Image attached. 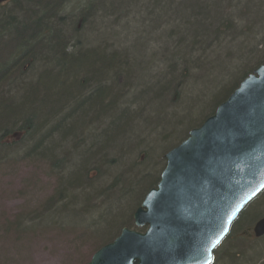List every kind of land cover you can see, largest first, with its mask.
Wrapping results in <instances>:
<instances>
[{
	"label": "trees",
	"instance_id": "1",
	"mask_svg": "<svg viewBox=\"0 0 264 264\" xmlns=\"http://www.w3.org/2000/svg\"><path fill=\"white\" fill-rule=\"evenodd\" d=\"M73 1L79 0H8L0 5V166L7 162L12 167L43 164L55 181L52 194L30 215L38 227L33 225L29 229L66 226V219H69V225L82 226L92 236L105 231L106 234L97 237L103 243L101 247L111 242L122 227L134 229L132 210L159 181L164 154L184 140L190 129L212 115L254 68L264 64V37L256 43L235 42V56L231 55L230 61L220 62L218 68L210 66L212 74L200 79L204 69L200 63L211 42L237 40L235 38L240 36L243 39L245 31L249 32V39L253 38L247 28L236 29L235 11H239L240 20L251 10L250 2L244 0L245 3L239 5V1L224 0L220 4L216 0L213 11L192 4L181 20L173 11V0H157L151 15L160 16L155 20L160 30L155 29L154 36H146L150 29L146 33L143 31L149 22H144L143 16L147 13L139 14L140 23L133 31L144 38L140 47L145 49L147 40L151 41L164 31V26H171L168 31L172 34H168L167 39H173L174 46L186 44L185 38L173 34L177 24L170 23L171 14L181 28L188 29L186 32L192 43L188 51L197 56L189 59L178 51L165 60L161 54L162 64L166 62L164 73L170 72V76L157 75L151 80L153 84L138 82L135 60L127 52L107 42L85 46L82 40L67 35L65 30L75 31L80 23L81 32L86 24L95 22L98 9L103 16L109 15L115 17L116 22H122L130 12L144 9L147 3L114 0V6L110 4L100 9L105 0H87L85 4H77L78 16H73L66 12ZM139 1L143 3L141 6H138ZM165 5L170 9L166 13L162 9ZM234 30L242 35L238 36ZM205 32L209 36L208 41L203 42ZM224 56L221 55V61ZM251 60L255 63L246 68ZM195 69L201 73L199 78L190 75ZM184 89L190 92L187 96L182 94ZM196 101L204 107L197 118L185 110L186 103L190 108H199ZM145 106L152 118L137 122L140 127L142 124L148 126L150 134L160 141V145L152 142L153 148H147L146 143L136 137V132L142 128L133 125ZM197 120L201 122L195 125ZM186 123L187 128L184 127ZM133 128L137 131L131 136ZM139 150L142 151L138 153ZM125 162H130L126 168ZM258 196L255 198L257 204L248 205L232 224L230 233L234 232L233 236L224 239L234 240L222 257L225 264L253 263L260 256H246L247 249L255 247L247 245L251 243L247 240L250 228L257 219L264 217V191ZM119 216L123 218L113 232L110 227ZM25 217L15 218L0 231L26 228ZM116 231L117 235L111 239ZM261 241L264 238L255 244ZM246 257L247 260H243Z\"/></svg>",
	"mask_w": 264,
	"mask_h": 264
},
{
	"label": "water",
	"instance_id": "2",
	"mask_svg": "<svg viewBox=\"0 0 264 264\" xmlns=\"http://www.w3.org/2000/svg\"><path fill=\"white\" fill-rule=\"evenodd\" d=\"M7 0H0V5ZM132 220L86 264H210L241 211L264 190V65L187 138ZM253 236H264V218Z\"/></svg>",
	"mask_w": 264,
	"mask_h": 264
},
{
	"label": "rangeland",
	"instance_id": "3",
	"mask_svg": "<svg viewBox=\"0 0 264 264\" xmlns=\"http://www.w3.org/2000/svg\"><path fill=\"white\" fill-rule=\"evenodd\" d=\"M189 1L191 2V4L195 5V7H198L197 5H199L202 9L208 8L209 11H213L214 6H217L216 4L218 0H194V2H192L191 0H173V3H175L173 11L174 13L176 12V14H178L177 18L181 17V20H183V17L187 16V11H190L189 9H186L188 7ZM205 1L207 4L205 3ZM223 1L224 0H219L220 4ZM233 1H237L236 3H238L239 1V5H243L245 2H250L249 7L251 8V10H249V12L247 11V13H245L243 15V18H241L240 20L238 13L239 11H235L236 19H238L236 27L238 29L241 28V30L245 28H247V30H250L253 36V43L262 40V38L264 37V0H245V2L244 0ZM79 2L80 4H85L87 0H79L78 2L73 1V3L66 8V12L71 13L73 16H78L77 4ZM104 2V5L100 7V9H103L104 6L105 8H108V5L110 6V4L113 5L114 0H105ZM143 2L147 3L144 9H141L138 12L133 10V12H130L129 17L122 22H116V18H110L109 15L103 16V13L101 14L98 9L95 12L97 14L95 22L93 21L94 19L92 20L93 23L87 22V26L83 27L82 31L80 32V23L77 25V21H75L77 25L75 27V31H77L76 34H73L75 33V31H73V29L71 28V30H65L66 34L74 35V38L82 40L85 46L89 45L92 47L95 46V44H102V42H107V44H111L113 48H117L119 49V51L127 52V54H129L135 60L134 62L138 70V82L147 81L149 84H153L151 80L152 78H157V75L163 73V75L165 74L168 77L170 76L168 75L170 72L164 73V65L166 62L162 64L163 62H161V60L163 56L165 60H167L170 54L175 56L176 54H178V51H181L185 54V57L190 59L194 58L196 54H192L191 51H188L189 46L192 44L190 42L191 37L189 36V33L186 32L188 29L181 28L180 23H178V20L176 21L177 18H173L171 14H169L170 16L168 15L170 18H172L170 23L176 22L177 24L175 27L176 32H172L173 34L175 33L176 36L181 35L180 37H183V39L185 38L186 44H184V46L181 45L182 47L174 46L173 39H167V35L172 34L170 33V31H168V28L171 26L167 28L166 26H164V31L157 34L154 39L151 38V41L147 40L148 45L145 49L141 48L140 44L142 43L144 38L141 36L139 37L137 31H133L136 30L134 28L138 25V23H140V21H138L139 14L147 13V16H143V21L146 23L149 22L147 29L143 31L146 33L147 30L150 29V31L146 33V36H154L155 29L160 30L159 26L156 27L157 23L155 22V20L159 19L160 16L157 13L151 15L153 13V10L155 9V6L153 8L152 6L156 4L157 0H143ZM139 3L141 4L139 5ZM139 3L138 6H141L143 4L140 1ZM167 11H170V9H168ZM179 11H182V14H179ZM211 17H214V15L212 14ZM214 18L216 20V17ZM150 22L152 23L151 25ZM130 33L132 34V37H128ZM204 36L202 35V37L206 38V40H203V42L208 41L207 39L209 33L205 32ZM235 39L237 40L225 39V41L221 42H211L210 45L207 47V52L200 63L201 68L204 66L202 76L198 69L192 70L190 72V75L198 76V78L199 76H201L202 78L200 79H203L205 74H212L210 71V66L218 68L220 62L230 61L231 55L233 57L236 52L234 51L236 45L235 42H241V38L236 37ZM228 41H230V43ZM223 54H225L224 60L221 61L220 58ZM181 57L183 58L184 56L182 55ZM168 62L173 61L169 60ZM254 63L255 61L253 60L248 61L246 68L251 67ZM161 65H163V68L160 69ZM222 65L224 67V63ZM189 93L190 92H188V90L186 89H184L182 92V94L186 96ZM200 99L204 100L202 99V97ZM198 103L199 101H196V104ZM165 105L167 110L169 108V105H167L166 103ZM211 105H213V102L211 103ZM198 106L199 108H190L186 103L185 110L187 113L192 114L191 116L197 118L201 115V111L204 108L202 104H198ZM143 110L144 111H140L137 114V118H135L133 121L134 123H138V119L142 120L146 118H152L151 114H148L147 112V106H145ZM179 112L180 110L178 109V113ZM206 115H209V113H207ZM201 120H197L194 124L198 125ZM134 123V126H137L142 129H138L137 131L133 128V133L131 136H133L134 133L137 131L136 137L143 140V142L146 143L147 148H153L156 144H161L160 141L155 139L154 135L150 134V128H148V126L146 127V125L142 124L140 127V123H138L137 125ZM184 127L187 128V123L184 125ZM183 138L179 139L178 142ZM152 142H154L155 145H153ZM178 142H176L174 145H176ZM160 150L161 147H159L158 151ZM140 151L142 150H139L137 152L139 153ZM134 157L135 156H133V158ZM123 164L126 168L130 164V162H125ZM120 168H122V166ZM51 176L52 175L46 171L45 166L43 164L40 165L39 163H30V165L23 164L19 165L18 167H12L10 166V163L7 162L0 166V228L4 226L6 227V225L8 223H12L15 218L25 217L27 216V214L24 215L25 213H30L31 211H35L36 209H38L42 202L53 192V184H55V181L51 178ZM259 197L260 196H258L256 199H258ZM142 199L140 200V202L138 201L132 211H134L140 205ZM255 200L249 204V207H253L257 204V201L255 202ZM260 204H262V200L260 201L259 205ZM124 212L126 211L124 210ZM123 215L125 216V213ZM122 218L123 216H119L116 218L114 224H112L110 227L111 231L114 232L118 228L117 226L120 224ZM68 222H70L69 219L68 221L66 219V226L52 225L51 227L48 225L46 227L42 226L39 229L34 230H31L26 227L20 231H16L15 229L13 231V229L10 228L8 231H0V264H85V262L89 260L94 250L103 244L98 240L97 237L101 236L105 231L98 235L92 236L91 234H88L85 229L81 228L82 226H71L68 224ZM101 229L103 230L104 227L102 226ZM102 230H99L98 232ZM104 234H106V232ZM107 234L109 235V233ZM233 234L234 232L229 233L228 237L233 236ZM116 235L117 231L115 232V234L112 235L111 239ZM247 240L251 242L247 244L248 246L252 245L255 247L247 249L246 256H256L260 254L258 258H255L253 260V263L247 264H264V241H261L260 243L257 242L258 244H255L257 240L253 241V238L251 237H249ZM241 241L244 242V240ZM233 243L234 240L231 238L229 240H224L215 250L216 260L212 264H225V262L222 260V257L228 245ZM247 258L248 257L243 260H247Z\"/></svg>",
	"mask_w": 264,
	"mask_h": 264
},
{
	"label": "bare ground",
	"instance_id": "4",
	"mask_svg": "<svg viewBox=\"0 0 264 264\" xmlns=\"http://www.w3.org/2000/svg\"><path fill=\"white\" fill-rule=\"evenodd\" d=\"M188 6H192V4H191V2L189 1V3H188ZM165 7V9L164 8H162L163 10H164V13H166L165 11L168 9V7L165 5L164 6ZM163 10H160V13H163L162 11ZM188 10V9H187ZM126 14V13H125ZM179 14H182V11H179ZM199 29V28H198ZM236 29H238L237 27H236ZM235 32H237V34H238V36H240V35H242V32H238V31H236V30H234ZM245 33H246V36H243L244 38L242 39L241 37L242 36H240L239 38H241V41H245V42H247V43H251L253 40L252 39H249L248 37H247V34L249 33V32H247V31H245ZM250 34H251V32H250ZM251 36H252V34H251ZM34 212V210L33 211H31L29 214L28 213H25V214H27V216L25 217V223H27V228L28 227H31V226H35V227H38V226H36L35 224V218H33V217H30V215L32 214ZM134 213V212H133ZM24 214V215H25ZM36 229H38V228H36ZM86 263V262H85Z\"/></svg>",
	"mask_w": 264,
	"mask_h": 264
}]
</instances>
